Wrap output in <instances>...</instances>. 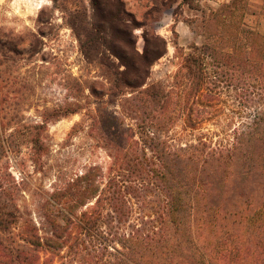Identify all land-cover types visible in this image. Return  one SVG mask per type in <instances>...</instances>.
Here are the masks:
<instances>
[{"label": "rangeland", "instance_id": "1", "mask_svg": "<svg viewBox=\"0 0 264 264\" xmlns=\"http://www.w3.org/2000/svg\"><path fill=\"white\" fill-rule=\"evenodd\" d=\"M183 1L121 0L132 15L125 20L144 24L134 30L136 51L144 52L145 31L168 43L166 55L138 81L124 75L126 67L109 52L103 60L106 41L130 50L107 33L105 0H0V217L14 213L15 233L42 240L40 253H33L36 263H79L83 257L91 264L102 244L153 216L154 194L146 192L132 198L133 214L121 225L97 198L81 203L86 184L79 180L92 172L98 196L109 177L123 171L125 153L149 158V86L160 84L175 99L183 94L179 51L203 40L189 24L232 0H199L198 9ZM247 1V24L264 34V0ZM180 102L164 114L171 125L162 139L175 147L202 142L211 156L226 155L240 142L233 129L250 121L228 93L217 116L198 126ZM89 219L95 228L82 230ZM0 239L6 244L1 232ZM111 251L105 257L114 261L118 252Z\"/></svg>", "mask_w": 264, "mask_h": 264}, {"label": "trees", "instance_id": "2", "mask_svg": "<svg viewBox=\"0 0 264 264\" xmlns=\"http://www.w3.org/2000/svg\"><path fill=\"white\" fill-rule=\"evenodd\" d=\"M198 1L183 4L198 9ZM151 2L155 5V0ZM105 5L107 33L130 50H115L106 41L103 60L109 59V52L126 67L124 75L143 80L146 69L150 75L153 65L166 55V39L145 31L140 54L133 37L144 24L125 20L132 15L125 12L121 0H105ZM249 8L247 0H232L210 8L208 14L203 11L201 20L189 24L203 40L191 45L189 52L177 47L181 58L177 85L183 94L175 99L162 85L149 86V158L144 153L129 159L121 146L119 151L127 152L121 158L123 171L109 177L98 196L92 172L79 180L86 184L80 191L81 203L97 198V204L109 207V215L113 213L121 225L133 214L132 198H143L146 192L155 198L153 216L102 244L91 264H264V34L247 24ZM226 93L250 120L233 129L234 141L240 142L226 155L211 156L206 143L175 147L162 139L171 125V117L164 119V114L173 105L177 108L175 100H185L180 108L198 126L217 116ZM17 220L14 213L0 217V232L7 237L6 244L0 239V264H40L33 253H40L42 240L15 233ZM88 227L95 228L93 221L83 220L82 230ZM111 249L118 252L114 261L105 257ZM80 258L79 263L62 264H86Z\"/></svg>", "mask_w": 264, "mask_h": 264}]
</instances>
